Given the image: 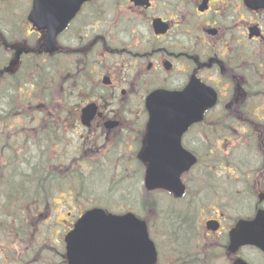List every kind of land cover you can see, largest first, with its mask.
Masks as SVG:
<instances>
[{
    "label": "flooded vegetation",
    "instance_id": "flooded-vegetation-1",
    "mask_svg": "<svg viewBox=\"0 0 264 264\" xmlns=\"http://www.w3.org/2000/svg\"><path fill=\"white\" fill-rule=\"evenodd\" d=\"M32 3L26 13L0 16V120L25 116L42 130L35 163L25 149L27 125L17 122L14 136L0 131V264H68L65 239L85 212L128 215L116 213L118 202L86 191L87 171L106 173L99 184L112 182L109 196L130 184L115 179L137 177L146 206L140 155L148 146L147 98L159 89L183 90L192 78L217 94V105L181 138L202 171L187 177L213 184L200 189L204 197L193 190L172 224L155 229L150 218V238L159 251L166 245L164 253L189 234L208 248L220 246L239 220L264 210V10L250 11L242 0H93L52 47L47 32L29 23ZM61 78L67 89L58 94ZM37 163L43 173L37 166L41 176L34 179L24 167L33 171ZM73 175L79 190L63 191L60 184ZM243 189L254 197L246 199L249 217ZM210 221L220 225L217 232L206 228Z\"/></svg>",
    "mask_w": 264,
    "mask_h": 264
},
{
    "label": "rangeland",
    "instance_id": "rangeland-1",
    "mask_svg": "<svg viewBox=\"0 0 264 264\" xmlns=\"http://www.w3.org/2000/svg\"><path fill=\"white\" fill-rule=\"evenodd\" d=\"M16 5L18 0H15ZM8 7V8H6ZM16 9L11 8V6H6L3 4H0V15L2 16H9L11 14V11H15ZM61 87H66V80L65 78H61L58 80V84H57V92L58 94L60 93V88ZM57 100L60 102L59 100V96H56ZM18 105L20 104L19 100L17 101ZM23 108V107H21ZM39 117V115H38ZM17 122H20V124H22L23 126L27 125V128L25 129L24 133H23V137L29 140V144H25V149L26 148H30V154H29V158L31 159L32 163H35L36 160L41 158V151H40V146L41 145H34L36 143V141L41 139L42 136V130L40 127H38L37 125H35V123L30 122L25 116L21 117L20 120H18L17 117H13V118H9L4 116L2 118V120H0V131L1 132H5V134L14 136V133L16 132L15 128H19L20 126L17 124ZM229 119L225 120V123H229ZM15 127V128H14ZM41 143V141H40ZM37 166H38V171H40V174L43 173L42 167L39 165V163H37L35 165V169L33 171H30L27 167H24L29 174L32 175V178L34 179H38V176H35V174L37 173ZM200 167H198V169H195L196 172L194 173V175H196L198 173L197 170H199ZM106 176V173L103 172L102 170H97L95 172H93V174H91L90 171H87L86 173H82L81 177L82 182L81 184H83V186L85 187L86 191L89 192V194L92 195V192L95 193L93 195V198L100 200V201H105V200H109L110 203L112 202H118V207L125 209L126 211L132 210L134 207H136L138 210L141 206V194H142V183L141 181H139L137 179V177H129L126 178L125 181H117L115 179V185H119L121 183H125L130 182V184L126 183L123 187H120L116 193L113 196H109V193H112V189L111 184L112 182H109L108 184H106L105 182L103 183L104 186H102V183L99 184L100 180H102L104 177ZM43 178V177H42ZM44 179V178H43ZM136 181V182H133ZM189 186L190 188L193 189V187L198 183V182H193L192 180L189 181ZM206 184H201L200 186H211L213 184V182H208L205 181ZM99 184V185H98ZM61 188L63 191H67V190H74L77 191L80 188V181L78 180V176H71V179H69L67 182L60 184ZM54 187H56V185H54ZM206 189V188H205ZM205 189L203 191H199V188L195 189V192L199 193V197H204L205 195ZM57 191V188L53 189V192L55 193ZM243 194L242 198L244 199V213L246 217H249V215L251 214V208L253 207L249 205V203L246 201V199L248 198V196H251L252 199L253 194L251 192L246 191V189L242 190ZM86 192V193H88ZM208 193H209V198L208 201L210 200V197L212 195V193H210L209 189H208ZM164 196L160 195L157 197L158 201L163 203L162 206H164V210L165 212H170L172 210L170 203V200L168 198H166L167 200L164 201ZM254 204V202H253ZM209 206V203H206V207ZM169 218L166 219V221H168ZM255 251L250 250L247 254V257H249V261L250 263L252 262L253 264H261L263 259L262 257L258 254L255 253Z\"/></svg>",
    "mask_w": 264,
    "mask_h": 264
},
{
    "label": "water",
    "instance_id": "water-1",
    "mask_svg": "<svg viewBox=\"0 0 264 264\" xmlns=\"http://www.w3.org/2000/svg\"><path fill=\"white\" fill-rule=\"evenodd\" d=\"M52 1L58 7V5L60 4V2L62 0H51V2ZM72 1H73L74 5H73V7L71 6L72 7L71 11L75 10V8L78 6V4L82 0H72ZM35 2H36V5L38 6V4L43 3V0H35ZM188 167H190V166H188ZM178 170H179V168L177 167L176 171H178ZM179 176H180V172L178 173L177 177H179ZM151 177H153L154 181H156L154 176H152V173H151ZM171 185H172V187H174V186L178 185V183L171 182V184L169 186H171ZM166 186H167L166 184H163V185H160L156 188L165 187V188L171 189L170 187H168V186L166 187ZM133 220H134V222H136L135 219H133ZM130 221H132V220L130 219ZM242 224H243V226H239L238 229L234 233V237L232 238V246L231 247H238L240 242L242 241V243H245L247 245L251 244V245L256 246V247H258L264 251V233H260L261 227L263 226V223H261V220H257L254 223H250V226H248L245 223H242ZM133 228H136V226L134 225ZM126 236H127V234H126ZM138 236H139V234L137 232V229H135V231H133L134 242L132 243V245L130 247H131V250L136 252L137 258H145L147 256H145L146 254L143 255V252L146 248H151L152 244L149 245L148 242H146V244H145V240L143 242H141V241L139 242L138 240H136ZM241 239H243V240H241ZM126 247L128 249V245H126ZM152 250H153V246H152ZM142 255H143V257H142ZM138 264H141V262H138Z\"/></svg>",
    "mask_w": 264,
    "mask_h": 264
}]
</instances>
